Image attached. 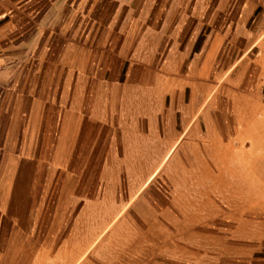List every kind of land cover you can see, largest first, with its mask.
I'll list each match as a JSON object with an SVG mask.
<instances>
[{
    "label": "crops",
    "instance_id": "0c3cea01",
    "mask_svg": "<svg viewBox=\"0 0 264 264\" xmlns=\"http://www.w3.org/2000/svg\"><path fill=\"white\" fill-rule=\"evenodd\" d=\"M263 11L264 0H0V264H201L200 241L185 258V220L201 234L213 200L199 172L216 180L218 138L185 122L216 101L186 91L210 94L219 59L256 49ZM186 154L193 184L157 180ZM208 264H264V230Z\"/></svg>",
    "mask_w": 264,
    "mask_h": 264
},
{
    "label": "rangeland",
    "instance_id": "374dc122",
    "mask_svg": "<svg viewBox=\"0 0 264 264\" xmlns=\"http://www.w3.org/2000/svg\"><path fill=\"white\" fill-rule=\"evenodd\" d=\"M262 13L258 16V22H263ZM257 37L256 49L244 58L235 55L218 60V74L212 83L216 90L210 94L197 89L186 91L187 101L194 99L195 103L203 105L210 98L216 101V107L211 108L213 111L209 117L208 114L204 116L208 107L202 106L195 123L192 117L198 106L192 107L186 119L188 122H185V134H197L193 129L198 126L199 134H217L218 138L217 155L211 156L212 162L216 158L213 164L217 168L216 180L209 181V171L199 172L201 197L213 200L211 203H202V210L207 214L206 218L200 220L201 234H194L191 218L185 220V258L190 261L198 255L192 252L198 241L201 264H208L213 258H230L231 251L239 254L242 244H256L257 231L263 233L264 230L263 28L258 30ZM241 54H244L243 51ZM205 118H210L211 123ZM185 157L184 163L179 161L183 163L180 168L159 172L157 180L166 179L168 174L169 178L193 184L194 172L185 167L190 168L193 164V156L186 154ZM176 158L179 159L178 152L170 156L169 165L176 163ZM194 176L199 177L196 174ZM209 212H212L213 217H208Z\"/></svg>",
    "mask_w": 264,
    "mask_h": 264
}]
</instances>
